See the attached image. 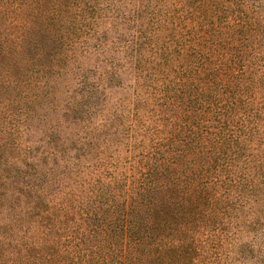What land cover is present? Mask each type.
Instances as JSON below:
<instances>
[{
    "label": "trees",
    "instance_id": "1",
    "mask_svg": "<svg viewBox=\"0 0 264 264\" xmlns=\"http://www.w3.org/2000/svg\"><path fill=\"white\" fill-rule=\"evenodd\" d=\"M122 19L136 85L113 99L109 71L88 80L74 67L90 57L83 32ZM263 42L264 0H0V91L27 104L1 101L22 116L0 129V264H264V149L251 136ZM24 114L47 118L43 157L12 143Z\"/></svg>",
    "mask_w": 264,
    "mask_h": 264
},
{
    "label": "rangeland",
    "instance_id": "2",
    "mask_svg": "<svg viewBox=\"0 0 264 264\" xmlns=\"http://www.w3.org/2000/svg\"><path fill=\"white\" fill-rule=\"evenodd\" d=\"M96 2V0H94ZM87 15H92L94 14L91 10H88L86 12ZM104 25L102 22L98 24L97 27H95L98 31H96L95 33H93V35L91 37H89V34H87V31L83 32L82 36L88 37L90 38L89 41V46L87 47L88 52L85 54H89L90 57L89 59L86 58L85 59H80L79 62L76 63V65H79L78 69H75L74 67V72L76 71H80L81 72V76L80 78L83 76L84 78H87L88 80H93V78H96L97 76H99L100 70L102 69L103 71H109L108 75V79L106 81V86L105 88H107L108 90H110L112 98L116 99L117 97H128L131 92L132 89L134 88V86L136 85V81H135V74H136V69H135V61H134V57L133 54L131 52V48H132V40H133V32H134V25L132 23V21L129 20V22H127L126 20L122 19L120 22H116L114 27L111 28L110 32L105 33L104 29ZM85 30H88V28H86ZM91 30V29H90ZM89 30V31H90ZM93 32V30H92ZM96 34V35H95ZM97 35L99 36V40L97 39ZM101 44V47L99 48V50H96V43ZM262 43V42H261ZM264 43V42H263ZM101 67V69L99 68V71L96 70V67ZM37 67H41V66H37ZM59 68H62L61 66H59ZM80 69V70H79ZM146 73L143 72V75ZM77 77V76H76ZM25 78V77H23ZM78 78V77H77ZM144 86L141 87V91L145 90L146 92L148 91V79H145L144 82ZM51 86V85H50ZM69 86V87H68ZM122 87H125L124 89H121ZM260 87L262 88L259 92L260 96H262L260 99L261 103H260V107L264 108V77L262 79V82L260 83ZM76 88V85L71 84L70 80H65L64 83V91H62V94H67L66 91L69 92V94L65 95L66 97L72 96L73 90ZM54 92H56V90L53 88ZM74 91H78V89H75ZM53 92V93H54ZM53 93H51L50 97L52 99L53 97ZM58 92H56V95H62ZM19 96V92L18 91H13L11 93H9L8 89L6 87L2 88V91H0V129L1 128H7L8 125L10 123H8V125H3V123H5L4 119L6 117V114L9 113L10 111L15 112L16 115L21 118L20 116H22L21 114H19L17 111H19L18 107L19 105L17 103L13 104L11 103V105H7L2 103L1 101H3L5 98H10L12 100H16V102H19L20 106H27V104L23 101H21L22 98L18 99L17 97ZM52 96V97H51ZM48 99V98H47ZM127 101V100H126ZM53 102L52 103H48L47 104V114L49 112L50 114V118H55L54 115V110H53ZM16 116V117H17ZM27 117V119H25L26 121H23V118ZM18 118V119H19ZM90 118V120H89ZM99 119V115L97 114L96 116L91 115L90 117H87V121L86 124L90 123L93 124L94 122H97ZM47 121V118H45V115L43 114L42 116L38 117V118H28V116H26L25 114L23 115L21 122L18 121L16 122L17 126V135H14V137L12 138V143H15V145L20 144V148L24 150H26L27 147L29 146H34V150L32 152L33 155L35 156H45L46 151L48 150L47 144L45 143L46 139H47V135H49V131L47 129L48 127V123H45ZM93 121V122H91ZM62 123L64 125H69V120L68 121H62ZM255 124H258L259 126V130H255V132L251 135L252 136V140H257L258 143V150L259 152L262 151V149H264V116H258L257 118H255L254 121ZM33 128V129H31ZM257 128V127H256ZM29 129V130H28ZM46 130V131H45ZM56 138V136H55ZM110 142V141H109ZM1 144V143H0ZM141 147H138V149H136L135 152L132 153V160H140V158L142 157V154L139 152V149ZM15 149V148H14ZM62 150L64 148H61ZM119 149L122 150V154L123 155H128V151L126 149V145L125 144H120L119 145ZM126 151V152H125ZM1 152V151H0ZM13 152H17V149H15ZM261 154V153H260ZM259 154V155H260ZM144 164V162H143ZM48 171L49 168L48 166L45 167ZM1 176V175H0ZM56 179L55 176L53 177H48V179ZM1 180V177H0ZM57 180V179H56ZM46 180H42L41 178H38V180H28L25 182L21 181L18 184L15 185L16 189L21 190L24 189L26 186H33V182L36 183L37 188H40L42 186H44V184L46 185ZM2 182L0 181V197L2 196ZM49 189H52V187H49ZM54 190H56V187H54ZM2 202V201H0ZM24 203H22L21 206H23ZM235 212V211H234ZM248 213H252L253 214H257L259 215L260 213V207L256 204L255 206H253V211L249 210L247 211ZM27 212L24 211L22 208H19L15 211V213L13 214L14 217L16 216H23V219L21 220L20 224L22 225V229L24 228L23 233H25L26 231H29L31 227H29V230H27V226L29 224H31L33 222V220L35 219V217H28L26 216ZM246 216H248L246 214ZM8 218V215H7ZM7 218H3L0 223L7 221ZM229 219V217H228ZM245 219V217H243V220ZM237 220V217L234 215L232 216L231 219L227 220L235 222ZM31 226V225H29ZM21 235V234H20ZM252 235V232H246L244 238L246 240H248V238H250Z\"/></svg>",
    "mask_w": 264,
    "mask_h": 264
}]
</instances>
